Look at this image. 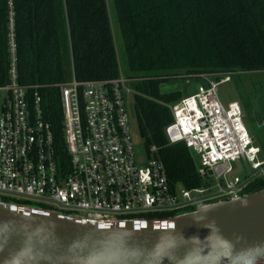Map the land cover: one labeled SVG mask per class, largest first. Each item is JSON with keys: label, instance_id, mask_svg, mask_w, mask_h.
I'll return each instance as SVG.
<instances>
[{"label": "built area", "instance_id": "2783aa9c", "mask_svg": "<svg viewBox=\"0 0 264 264\" xmlns=\"http://www.w3.org/2000/svg\"><path fill=\"white\" fill-rule=\"evenodd\" d=\"M114 1V0H105ZM8 83L0 87V200L58 213L80 221H167L216 202L244 196L264 164L242 122L238 103L223 105L218 87L230 75L199 74L194 94L169 109L165 128L170 145L183 143L199 158L197 173L207 182L198 189L172 188L161 162H134L126 98L131 82L115 80L61 85L62 134L66 172L59 170L54 138L43 120L41 98L18 84L16 13L6 0ZM150 152H155L152 148ZM239 161L247 173L227 181ZM5 203V202H4Z\"/></svg>", "mask_w": 264, "mask_h": 264}, {"label": "trees", "instance_id": "16d2710c", "mask_svg": "<svg viewBox=\"0 0 264 264\" xmlns=\"http://www.w3.org/2000/svg\"><path fill=\"white\" fill-rule=\"evenodd\" d=\"M113 4L123 42V73L128 79H138L130 85L135 92L130 114L147 157L162 163L172 188H201L207 182L197 173L194 153L183 143L170 145L165 136L172 122L167 105L183 97L179 93L161 95L159 84L181 74L264 72V0H114ZM6 8V0H0V87L8 83ZM14 8L18 84L27 88L30 106L33 94L40 96L59 170L66 172L59 87L72 79L84 83L115 80L120 75L106 3L14 0ZM30 12L41 18V34H35L34 45L24 43L20 34V15ZM33 29L29 24L25 31ZM152 148L155 152L151 153ZM262 189L264 178L244 195Z\"/></svg>", "mask_w": 264, "mask_h": 264}, {"label": "water", "instance_id": "95a60500", "mask_svg": "<svg viewBox=\"0 0 264 264\" xmlns=\"http://www.w3.org/2000/svg\"><path fill=\"white\" fill-rule=\"evenodd\" d=\"M0 264H264V189L167 221H80L0 200Z\"/></svg>", "mask_w": 264, "mask_h": 264}, {"label": "rangeland", "instance_id": "374dc122", "mask_svg": "<svg viewBox=\"0 0 264 264\" xmlns=\"http://www.w3.org/2000/svg\"><path fill=\"white\" fill-rule=\"evenodd\" d=\"M7 9V8H6ZM7 14V10H6ZM115 52L119 55L123 52V46L121 43L119 29L114 21V17L110 18ZM119 63V73L123 77L124 75L122 57L117 58ZM199 74L190 75H177L176 77L168 76L159 84V92L161 95H171L174 93H179L182 97H188L195 93L196 88L199 84L197 80H193L188 76H195ZM210 75H219L217 73ZM128 79V78H127ZM131 84H136L138 79L129 78ZM132 85V86H133ZM131 93H135L132 87H129ZM132 94V95H133ZM132 95L126 98L127 111L130 115V135L131 142L133 146L134 162L138 168L145 166L148 157L145 152L142 141L140 140L136 124L130 114V105L132 104ZM218 96L226 106L229 103L236 102L242 109V122L250 137L255 138L256 142L260 143L262 146V152L258 161L264 164V72L259 73H244L238 75L230 76V81L224 83L218 87ZM170 108L172 105H167ZM257 143V144H258ZM194 164L198 167L199 158L197 155L193 154ZM243 172L238 175L240 179L244 178L247 173V167L243 163Z\"/></svg>", "mask_w": 264, "mask_h": 264}, {"label": "crops", "instance_id": "0c3cea01", "mask_svg": "<svg viewBox=\"0 0 264 264\" xmlns=\"http://www.w3.org/2000/svg\"><path fill=\"white\" fill-rule=\"evenodd\" d=\"M113 2L114 1H105L106 8H107L108 19H109V24H110V28H111L112 39H113V33H112V27H111L110 18L114 17V21L116 23L115 12H114V9H113L114 8ZM15 19H16V17H15ZM40 19H41L40 15H38L36 12L33 15H32V12H30L28 14H25V15H20L19 23H20V26H21V29H22V31L20 30V34H22L21 37H22V41L24 40V43H26L28 45L29 44L30 45H34L35 44L36 35L37 34H41V32H40L41 30L39 29L40 26H41ZM43 20H44V37H45V20H46V15L45 14L43 15ZM27 22H28V25L30 24V25L34 26V29L32 31H29V30L25 31V28L28 26ZM18 34H19V30H18ZM119 35H120V32H119ZM120 39H121V35H120ZM44 42H46V40ZM113 43H114V39H113ZM121 43H122V46H123L122 39H121ZM114 48H115V46H114ZM122 55H123V52H121L119 55L116 54V58L122 57V59H123ZM250 138L253 140L254 147L258 149V154H257V159H258V158H260V155H261V152H262L263 148H262L260 143L256 142L255 138H253V137H250Z\"/></svg>", "mask_w": 264, "mask_h": 264}]
</instances>
